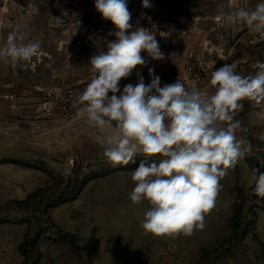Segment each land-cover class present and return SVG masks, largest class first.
Instances as JSON below:
<instances>
[{
  "label": "rangeland",
  "instance_id": "374dc122",
  "mask_svg": "<svg viewBox=\"0 0 264 264\" xmlns=\"http://www.w3.org/2000/svg\"><path fill=\"white\" fill-rule=\"evenodd\" d=\"M149 2L144 8L142 0H127L133 30H151L164 54L152 60L141 53L147 64L131 76L140 73L145 84L153 68L161 86L179 79L208 95L215 69L235 64L248 76L264 63V37L219 19L262 0ZM17 28V42L39 41L43 55L28 67L0 57V264H264V200L251 191L245 157L220 179L202 230L176 239L145 234L149 204L130 200L132 172L144 157L110 164L106 138L77 114L81 92L66 91L76 77L91 80L90 58L116 39L95 0H0V48ZM242 103L261 109V101ZM251 143L243 145L245 156Z\"/></svg>",
  "mask_w": 264,
  "mask_h": 264
},
{
  "label": "clouds",
  "instance_id": "9594fccd",
  "mask_svg": "<svg viewBox=\"0 0 264 264\" xmlns=\"http://www.w3.org/2000/svg\"><path fill=\"white\" fill-rule=\"evenodd\" d=\"M142 7L150 8L149 0H142ZM95 8L113 24L116 31L110 35L116 39L107 51L90 58L92 77L76 99L77 114L97 129L112 130L103 155L113 166L144 157L132 172L130 200L149 204L142 221L145 234L190 237L205 227L206 215L216 207L220 179L246 155L245 141L236 136L240 121L234 116L243 109L242 101H264V63L257 61V70L248 76L237 74L235 64L215 69L209 80L215 89L211 95L189 90L179 79L161 86L153 68L148 69L150 83L137 73V83L121 91L120 81L146 66L142 52L152 60H163L164 54L151 30H133L127 0H95ZM219 19L227 25L246 24L264 37V0L252 10L235 7ZM18 39L23 36L17 28L8 34L0 57L13 67H28L33 57L43 55L41 44ZM156 156L159 161L149 163ZM251 171V191L259 202L264 200V171Z\"/></svg>",
  "mask_w": 264,
  "mask_h": 264
},
{
  "label": "crops",
  "instance_id": "0c3cea01",
  "mask_svg": "<svg viewBox=\"0 0 264 264\" xmlns=\"http://www.w3.org/2000/svg\"><path fill=\"white\" fill-rule=\"evenodd\" d=\"M211 94H214V93L213 92L211 93L209 91L208 95H211ZM260 108L261 109H257V110H254V108H249V109L243 108L242 110L238 112V114H240L238 117H239L241 127L240 129H238V133L236 132V136H237V139H241L245 141L244 145L246 144L250 145L252 144L251 142L256 143L260 140H264V101H261ZM246 112L248 113L246 114Z\"/></svg>",
  "mask_w": 264,
  "mask_h": 264
},
{
  "label": "built area",
  "instance_id": "2783aa9c",
  "mask_svg": "<svg viewBox=\"0 0 264 264\" xmlns=\"http://www.w3.org/2000/svg\"><path fill=\"white\" fill-rule=\"evenodd\" d=\"M90 82L88 78H83V77H76L72 84L67 88V92L69 94H72L74 92L80 91L81 93L83 90L86 88L87 84ZM129 83H132L135 85L137 83V79L129 76L128 78L122 79L120 81V89L121 91L123 90V87ZM119 95V93H117ZM252 150L250 151L249 155H256L260 161V159L264 160V140H260L256 142L254 145H252ZM248 156V155H247ZM246 157V156H245Z\"/></svg>",
  "mask_w": 264,
  "mask_h": 264
},
{
  "label": "water",
  "instance_id": "95a60500",
  "mask_svg": "<svg viewBox=\"0 0 264 264\" xmlns=\"http://www.w3.org/2000/svg\"><path fill=\"white\" fill-rule=\"evenodd\" d=\"M84 121L87 124H89V122L86 119ZM98 131L101 132L104 135L106 140L111 138V136L113 135V132H112L111 129H98ZM245 161L247 162V164H248L250 169L259 168V159H258V157L256 155H248V156H246L245 157Z\"/></svg>",
  "mask_w": 264,
  "mask_h": 264
}]
</instances>
